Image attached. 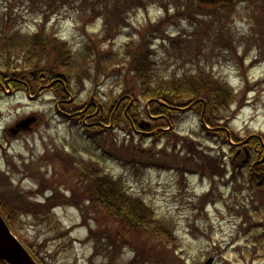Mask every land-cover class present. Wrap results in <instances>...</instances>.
I'll use <instances>...</instances> for the list:
<instances>
[{
  "label": "rangeland",
  "instance_id": "obj_1",
  "mask_svg": "<svg viewBox=\"0 0 264 264\" xmlns=\"http://www.w3.org/2000/svg\"><path fill=\"white\" fill-rule=\"evenodd\" d=\"M146 3V7H137L136 0H0V31L4 30L1 26L6 21L8 25L15 26L12 30L24 34H38L44 26L50 35L69 44L73 49L72 55L94 58L93 65L99 66L101 72L100 76L94 78L76 69L71 75V71L55 66L52 59L43 60L42 71L68 73L67 87L70 93H65V104H61L55 91L49 89L36 95L33 92L25 94L0 90V142H9L0 149V172L29 194H33L43 177L49 182L60 176L58 179L61 182H56L57 188L68 195L69 183L73 186L85 183L82 181L85 166L77 172L70 169L73 172L71 179L70 172L66 171L69 165L63 158L70 153L86 160H91L89 156H93L101 160L104 172L132 195L142 198L157 217L177 224L176 232L183 241L177 253L186 258L185 264H192L193 261L203 263L211 256L215 258V264H264V240H256V235L259 238L264 229L260 225L264 223L263 186L249 189L244 175L232 181L229 171L223 178H203L200 174L193 176L187 172L182 179L181 173L170 167L165 171L141 164L136 167L135 163H129V151L124 148L135 143L141 149H149L150 159H153V149L154 154L161 152L157 161L166 155L167 161L170 158V164L187 163L192 167L199 164L198 157L187 154L182 140L169 141L167 136L173 131L181 138L194 140L198 148L203 147L211 155L220 157L223 166L229 169L232 142L249 134L264 139V0H238L229 7L214 10L203 8V11L198 10L194 0H146ZM163 4L168 5V13H165ZM93 9L102 15L94 23H86ZM177 11H184V14L179 16ZM106 19L113 25L107 30ZM165 19V35L160 33L162 37L155 38L151 46L158 71L173 77L200 68L210 69L231 84L235 92L236 98L232 104L234 115L229 126L224 128L232 137L227 144L224 143L227 141L225 137H219L210 144L203 139L206 132L200 110L184 113L181 119L173 122L172 130L163 128V124L159 127L156 123L158 130L154 131L140 128L134 123L133 126L124 122L118 124V115L114 114L116 108L109 111L105 106L107 102L116 104L108 96L111 92L118 96L124 87L118 76L122 66L119 64L113 70L104 72L98 55L90 52L93 43L98 45L99 55L103 51L122 53V49L131 50L138 46L139 33ZM123 21H126V25ZM116 22L120 26H116ZM196 25L203 26L207 33L201 32ZM6 30L12 31L10 28ZM169 35L183 42L177 46L164 43L163 38ZM230 36L231 39L224 45L225 38ZM217 40L224 46L220 47ZM229 42H233L235 52L240 57L234 51H227ZM85 43L90 47H86ZM24 65L22 61L19 70L22 76L31 71ZM95 70L91 71L93 75ZM21 78L16 77L17 80ZM135 97L129 103L122 102L125 115L138 118L140 122L152 121L143 114L145 108L149 109L145 100L136 102ZM72 98L75 100L70 102ZM84 103L96 104L88 115L98 113L99 117L93 120L105 124L102 127L112 134L113 142L107 138L105 145H102L84 135L85 123L89 126L96 123L87 122L89 120L85 113H76ZM101 107H104L102 111ZM60 113L69 115L62 117ZM31 114H37L40 120L30 132L9 139L3 135L19 119ZM171 121V118L168 119L170 124ZM212 121L215 125H225L227 119L217 114ZM110 123L112 125L109 126ZM234 135L237 140L233 138ZM113 143L117 146L112 148ZM85 150L89 153H85ZM102 156L104 159H101ZM188 157H193L198 163L187 161ZM146 160V156H139L137 161L141 163ZM223 183H227L228 187H224ZM42 189L44 194L36 195V200L43 201L51 194L48 187ZM239 190L243 192L239 193ZM209 191L210 201L203 208L199 203L200 198ZM217 196L218 200L223 197V203L218 200L214 202ZM244 213L252 217L253 224L256 223L248 233L250 221L244 217ZM91 225L95 223L91 222ZM196 226L202 234L196 232ZM11 227L16 236L39 251L47 264H125L133 256L130 250L124 249L116 261L100 255L92 258L94 246L93 240L88 239V225L83 223L81 212L72 206L57 207L51 211V215L22 216Z\"/></svg>",
  "mask_w": 264,
  "mask_h": 264
},
{
  "label": "trees",
  "instance_id": "obj_2",
  "mask_svg": "<svg viewBox=\"0 0 264 264\" xmlns=\"http://www.w3.org/2000/svg\"><path fill=\"white\" fill-rule=\"evenodd\" d=\"M101 15L100 11L93 9L86 19V23H94ZM123 22L126 24L125 21ZM115 25L120 26L118 22ZM112 26L106 19L105 30ZM2 28H4L0 31V69L2 70L9 71L12 62L25 59L28 68L35 67L42 71L44 65L41 66V62L52 59L55 66L67 71L73 72L79 69L85 75L94 78L101 75L99 66L93 65L94 58L90 59V56L80 58L77 55H72L73 49L68 43L50 35L44 26L38 34L33 35L21 34L10 27L12 30L10 32L5 31L7 27ZM153 30L159 31L160 25L150 29V31ZM168 40L172 46H177L183 42V40L176 41V38L171 36ZM138 42L137 47H133L131 50L122 49V53L103 51L99 55L98 45L95 43L90 49L92 54L98 55V61L101 62L104 72L113 70V67L119 66V64L122 66L118 76L124 87L118 96L112 92L108 96V99L113 102L122 100L116 113L120 123H128L125 105L122 102L129 103L133 96H136V102L156 98L166 104L177 106L190 103L193 100H207L208 115L218 114L230 120L233 118L231 105L236 96L234 90L226 82L215 79L205 69L188 72L180 77H166L158 71L157 62L154 61V55L148 48L145 36H142ZM85 46L90 47L88 43H85ZM94 69L97 70L93 75L91 71ZM54 71L48 70L44 73L46 76H55ZM112 104L108 102L105 104L109 111L113 108ZM153 109L159 114L164 111V108L159 105ZM86 114H90V111ZM101 132L100 127L94 126L88 135L96 139L99 138ZM73 154L63 159L68 163L69 169H73L74 172L80 171L84 165L85 170L82 171V176L85 177H82V181H87V183L79 186L70 184L72 196L67 198L56 187V182L59 179L46 182L43 177L39 188L35 191L36 194L43 193V187L52 190V194L42 202H33L28 199L30 195L28 196L27 192L11 183L9 177L0 175V207L8 224L11 226L21 213H31L35 217L40 214L51 215L55 206L68 204L78 208L83 223L88 225V239L93 240L94 246L92 258L100 255L115 261L121 253L122 242H127V245L135 251V257L130 264H172L169 251L157 244L169 240L171 237V232L165 222L155 220L152 209L142 199L129 194L125 187L119 185L109 176L103 178L99 169L96 168V161L80 159L75 153ZM210 158L216 163L214 165L219 167L218 160ZM158 166L165 165L160 164ZM36 194L33 192V195ZM91 222L95 225L92 226ZM126 236L129 238L125 239ZM146 236L148 238H144ZM26 245L40 264H47L44 258L40 256L39 251L34 250L32 244ZM0 264L3 263L0 261Z\"/></svg>",
  "mask_w": 264,
  "mask_h": 264
},
{
  "label": "water",
  "instance_id": "obj_3",
  "mask_svg": "<svg viewBox=\"0 0 264 264\" xmlns=\"http://www.w3.org/2000/svg\"><path fill=\"white\" fill-rule=\"evenodd\" d=\"M228 0H199L203 3H217ZM35 118L21 121L18 126L27 128ZM0 259L8 264H37L22 244L13 236L10 229L0 215ZM211 261H208V264Z\"/></svg>",
  "mask_w": 264,
  "mask_h": 264
},
{
  "label": "flooded vegetation",
  "instance_id": "obj_4",
  "mask_svg": "<svg viewBox=\"0 0 264 264\" xmlns=\"http://www.w3.org/2000/svg\"><path fill=\"white\" fill-rule=\"evenodd\" d=\"M57 81H59V80H56L53 83H51L50 84V87L53 86V85H56L58 83ZM19 82H21L22 84H24V86L22 87V89L27 88L28 86H30L28 84V80L25 81L23 79H20ZM245 145L243 147L237 148V155L239 157H242V152L244 151V149L248 150L247 153L245 152L246 153V158H245L246 160L244 161L246 164H248L247 162H250V161L253 162V160H254V153L252 151H250ZM261 160L263 161L262 162V165H264V153L261 154ZM250 164H252V163H250ZM253 165L256 167V165L254 163H253Z\"/></svg>",
  "mask_w": 264,
  "mask_h": 264
},
{
  "label": "bare ground",
  "instance_id": "obj_5",
  "mask_svg": "<svg viewBox=\"0 0 264 264\" xmlns=\"http://www.w3.org/2000/svg\"><path fill=\"white\" fill-rule=\"evenodd\" d=\"M2 27H7V28H13V29H15V26L14 27H12L11 25H8L7 24V21H6V23H4L2 26H1V28ZM148 102H149V104H150V106L153 108V107H158V105L159 106H162L163 108H170L171 106H169V107H165L164 106V102L163 101H161V100H159V99H156V98H150V100H148Z\"/></svg>",
  "mask_w": 264,
  "mask_h": 264
}]
</instances>
